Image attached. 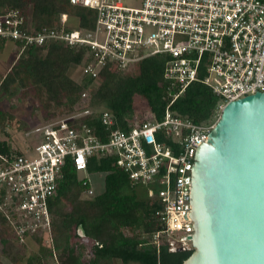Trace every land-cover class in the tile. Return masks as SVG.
<instances>
[{
  "label": "built area",
  "instance_id": "built-area-1",
  "mask_svg": "<svg viewBox=\"0 0 264 264\" xmlns=\"http://www.w3.org/2000/svg\"><path fill=\"white\" fill-rule=\"evenodd\" d=\"M94 13L90 29L63 14L56 28L34 30L16 9L0 13V40L18 54L51 42L83 49L81 75L98 79L106 66L129 69L154 56L164 59L163 79L170 99L163 119L132 120L114 127L110 111L94 109L84 88L73 111L25 131L24 151L0 154V219L19 243L42 235L52 254L48 202L56 196L69 163L87 197L94 195L87 165L112 157L133 187L158 205L162 229L152 243L169 252L192 250L188 216L191 169L198 146L207 140L228 102L264 90V0H69ZM79 64V65H80ZM200 82L218 98L216 120L193 124L176 118L169 106L187 86ZM96 114L107 132L102 141L85 121ZM82 174V176H81Z\"/></svg>",
  "mask_w": 264,
  "mask_h": 264
},
{
  "label": "trees",
  "instance_id": "trees-1",
  "mask_svg": "<svg viewBox=\"0 0 264 264\" xmlns=\"http://www.w3.org/2000/svg\"><path fill=\"white\" fill-rule=\"evenodd\" d=\"M7 9L21 11L36 31L43 27L56 28L63 14L79 17L78 26L81 28L90 29L94 24L92 11L72 6L69 0H0V13ZM84 52L83 49L75 51L55 42L25 49L4 77L0 78V97L11 100L15 95V87L22 90L32 88L34 98L46 111L55 106L59 114L71 113L80 92L93 83L86 76H82V81L77 83L67 74L71 66L82 62ZM163 68L164 59L159 56L146 58L129 69L121 70L112 66L102 68L97 79L100 83L91 94L92 107L111 112L115 121L111 129L117 126L127 129L136 98L145 102L147 116L162 120L170 101ZM217 102L218 98L210 88L200 82H193L168 109L176 118L201 124L213 119ZM9 119L6 112L0 111V132L4 133ZM85 121L102 141L106 140L107 132L96 114ZM12 152L8 143L0 140V154ZM113 160L108 157L99 160L91 158L88 161L87 174H104V190L92 197L83 194L85 190L71 165L67 163L64 168L56 196L48 202L51 237L56 240L69 234L72 229L75 233L80 229L85 238L93 241V245L87 262L81 261V247L73 245L62 248V264H182L192 250L169 252L165 245L156 246L152 243V235L162 229V223L156 216L159 207L146 197L145 191L142 196H138L137 188L130 184L128 176L111 165ZM61 199L69 203V211L60 207ZM0 225L5 228L2 232L9 233L12 240L16 241L1 219ZM123 230L131 234L126 235ZM52 256L50 246H39V251L27 259L17 256L14 264H41L42 259H51Z\"/></svg>",
  "mask_w": 264,
  "mask_h": 264
},
{
  "label": "water",
  "instance_id": "water-1",
  "mask_svg": "<svg viewBox=\"0 0 264 264\" xmlns=\"http://www.w3.org/2000/svg\"><path fill=\"white\" fill-rule=\"evenodd\" d=\"M206 137L191 169L182 264H264V90L226 103Z\"/></svg>",
  "mask_w": 264,
  "mask_h": 264
},
{
  "label": "rangeland",
  "instance_id": "rangeland-1",
  "mask_svg": "<svg viewBox=\"0 0 264 264\" xmlns=\"http://www.w3.org/2000/svg\"><path fill=\"white\" fill-rule=\"evenodd\" d=\"M134 3V0H131ZM30 13V9L28 11ZM3 43V42H2ZM5 44V43H4ZM62 44V43H61ZM3 44H0V46ZM12 45V49L17 51L16 58L19 55V49L14 45ZM63 45V44H62ZM8 51L4 50L0 52V60L4 61L8 55ZM10 63V62H9ZM7 63L6 67L9 66ZM5 67L3 65L0 66V74L4 72ZM68 76L73 81L80 83L82 81L81 75V64L77 66H71L68 70ZM100 81L95 80L93 83L89 85L90 88V96L92 92L97 89ZM15 95L11 98V100H7L0 97V111L6 112L10 119L7 121V124L4 127V133L0 132V140H4L8 143L9 147L13 152L16 151H24L29 145V139L24 137V133L26 130L42 125L47 122L48 119L53 117L54 119L65 116L67 113L59 114V109L53 106L50 111H46L43 109L37 100L33 96L32 88H28L22 90L20 88H14ZM134 110L132 115V120L140 121L144 120L148 115V110L143 99L136 98L133 103ZM216 115H213V120H216ZM131 120V121H132ZM82 176V174H81ZM93 188V192L101 193L104 190V174L102 173H92L87 175ZM138 196H142L144 192L143 189L137 188ZM83 195L81 194V198ZM148 199L149 197L146 196ZM60 207L64 211L70 210V205L63 199H61ZM4 226L0 225V264H14V260L17 256H21L24 259L30 257L34 252L39 251V246H45L48 248V244L42 235L34 236L31 238H27L24 243H19L17 241L12 240L11 235L9 233H4ZM82 230L78 229L75 233L74 229L62 238L53 239V250L55 251V255L52 256L51 259H42L41 264H62L64 260V255L62 253V248L66 246H77L81 247L82 262H87L91 257V247L93 245V241L87 239L83 236H80ZM124 234H131L130 231L123 230ZM5 238L3 242L2 239ZM35 238V239H34ZM36 238H42L43 240H37ZM77 251V248H76Z\"/></svg>",
  "mask_w": 264,
  "mask_h": 264
},
{
  "label": "crops",
  "instance_id": "crops-1",
  "mask_svg": "<svg viewBox=\"0 0 264 264\" xmlns=\"http://www.w3.org/2000/svg\"><path fill=\"white\" fill-rule=\"evenodd\" d=\"M0 44H3V47L2 45L0 46V52L4 50V52L8 51L9 53L4 61L0 60V66L3 65L5 67L4 72L0 74V78H2L10 70L11 66L14 64L15 60L18 58L19 55L16 58L17 51H14L12 49V43L10 41L0 40ZM7 63H9L8 67H6Z\"/></svg>",
  "mask_w": 264,
  "mask_h": 264
}]
</instances>
